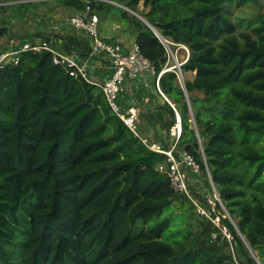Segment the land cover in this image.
Wrapping results in <instances>:
<instances>
[{
  "label": "trees",
  "instance_id": "obj_1",
  "mask_svg": "<svg viewBox=\"0 0 264 264\" xmlns=\"http://www.w3.org/2000/svg\"><path fill=\"white\" fill-rule=\"evenodd\" d=\"M110 1L90 5L102 18L116 9L114 19L131 25L174 106L165 101L155 120L168 132L175 108L178 148L193 156L208 186L209 178L214 183L238 259L253 263V252L264 260V6ZM42 2L0 0L5 37L19 40L9 29ZM59 2L73 12L85 6ZM140 4L146 22L121 7L136 12ZM156 32L189 49L181 69L194 76L184 80L185 92L174 71H163L167 53ZM36 34L53 36L35 32L23 40L34 42ZM59 37L67 53L89 58L88 39ZM72 70L44 50H23L17 62L0 66V264H227L226 239L212 238L217 227L158 169L165 155L129 131L97 83Z\"/></svg>",
  "mask_w": 264,
  "mask_h": 264
},
{
  "label": "built area",
  "instance_id": "obj_2",
  "mask_svg": "<svg viewBox=\"0 0 264 264\" xmlns=\"http://www.w3.org/2000/svg\"><path fill=\"white\" fill-rule=\"evenodd\" d=\"M85 6L81 11L74 12L69 17V23L71 27L79 32H82L90 42V55L103 56L109 62L111 68V74L109 77L99 84L104 97L111 109V111L125 124L131 133H133L139 140L150 150L165 155V160L158 165V169L165 171L170 180V184L175 191L185 195L190 203L193 205L197 214L210 220L218 229L217 232L212 233V238H215L217 234L221 238L226 239L229 244L231 252V259L227 264H264V260L258 259L253 252H250L254 259L253 263H245L238 259L235 249L233 235L230 229L224 225L221 221L222 216L230 219V216L225 212L221 215L217 202L222 206L221 200L218 197L214 183L209 178V187L212 190L210 193H203V197L199 198L192 192L189 187V175L188 171L194 177H198L200 174L199 165L194 160L193 156L187 151L178 148V140L181 135V121L178 112L175 110V121L169 127L167 133V140L165 141L167 146L163 145L155 140L150 139L146 135H142L139 131V109L136 105H129L126 108H122L119 103V93L123 89V85L126 80H133L144 76L147 72L154 75V67L150 61L145 58L138 50L137 44L134 42L128 51H123L120 45L104 40L99 31L100 16L99 13L92 8L90 2L92 0H84ZM108 1L110 0H98ZM264 6V0H259ZM158 39L163 44L167 53V62L163 71L172 70L175 72L176 80L179 85L184 88V75L181 69V65L186 62L189 57V49L185 44L174 43L170 39L158 36ZM23 50L31 51H48L52 55L54 63L61 64L67 68H72L78 73L80 77L91 81V75L88 70V66L85 61L76 60L70 53L58 50L54 45L52 39L40 40V41H26L20 46H14L3 49L0 47V66L3 64L17 62L18 55ZM178 50L182 51L183 60L178 61ZM170 57L175 61L174 64H170ZM169 64V65H168ZM159 75L155 78V87L160 96L167 101L172 107L173 104L164 95L158 84ZM94 83V82H93ZM187 102L189 103L188 98ZM208 173V172H207ZM209 175V173H208Z\"/></svg>",
  "mask_w": 264,
  "mask_h": 264
},
{
  "label": "crops",
  "instance_id": "obj_3",
  "mask_svg": "<svg viewBox=\"0 0 264 264\" xmlns=\"http://www.w3.org/2000/svg\"><path fill=\"white\" fill-rule=\"evenodd\" d=\"M74 13V12H73ZM72 13V14H73ZM100 16V14H99ZM111 15H105L103 18L100 16V23H99V31L101 37L112 43H117L120 45L123 51H128L134 41V34L132 32V29L130 28H122L121 24L117 21H114L112 18V21L110 20ZM66 30L59 34H52V41L53 45L60 51H65L62 47V42L59 36L61 35H76V36H82L86 39H88L82 32L74 30L69 21L67 22V28ZM41 32V31H40ZM129 32V35H126ZM43 34L45 32L42 31ZM56 35V36H55ZM4 36V35H3ZM0 36V47L2 46V37ZM126 37H132V40L127 39ZM24 38H20L19 40H11L10 44L7 46L9 49L14 46H20L23 44ZM43 40L39 35H35L34 41H40ZM89 41V39H88ZM89 46H90V42ZM4 47V46H3ZM66 52V51H65ZM76 60L78 61H85L89 73L92 77L97 79L98 83L100 84L102 81L106 80L109 75L111 74V68L109 66V62L105 59L103 56H97V55H90L87 59H82L78 57L74 53H70ZM189 73L188 79H192L194 76V72H187ZM154 82L155 77L153 74L147 72L144 76L133 79V80H126L123 89L119 93V103L122 106V108H126L129 105H136L139 109V131L142 135L148 136L150 139L158 141V142H165L167 140V131L160 122L155 120V114L157 110H161V107L164 105L165 100L158 94L154 89ZM151 115H154L152 118ZM193 178V180L196 178L191 175L189 177ZM197 183L198 185H201V181L199 179H196V181H193ZM200 191H204V189H201ZM204 193V192H203Z\"/></svg>",
  "mask_w": 264,
  "mask_h": 264
},
{
  "label": "rangeland",
  "instance_id": "obj_4",
  "mask_svg": "<svg viewBox=\"0 0 264 264\" xmlns=\"http://www.w3.org/2000/svg\"><path fill=\"white\" fill-rule=\"evenodd\" d=\"M43 1L42 5L39 6L37 9V14H35L33 17L29 18L28 21L25 22H18L16 24H13L11 28L9 29L11 32L12 39L14 38H24L25 35H29V33H35V32H45V34H59L62 31L64 32L67 28V22L69 20V17L72 15L73 11L62 6L59 0H36ZM127 8V7H126ZM144 11L142 4L138 6V11L136 13L141 16L139 12ZM111 18L114 19V17L118 16V10L112 9L110 12ZM26 19L28 17H25ZM110 20L112 21V19ZM117 22V21H116ZM122 25L121 27L126 29L130 28L132 29L130 24H127L125 22H120ZM129 35V32L126 34ZM130 36V35H129ZM129 40H132V37H126ZM2 46H8L10 44V39L5 37V35L2 37ZM178 61L183 60V54L181 50H178ZM175 61L172 57H170V64H174ZM184 79H188L189 73L183 72ZM154 89L157 93H159L155 87ZM205 176L200 172L199 176L196 177L194 180L193 178H190V185L193 188V191H195V194L202 195L203 192L210 193L212 195V190L210 187L206 184ZM196 179H199L201 181V185H198L197 183L193 182L196 181ZM201 189H204V191H200ZM178 202V201H176ZM177 204V203H176Z\"/></svg>",
  "mask_w": 264,
  "mask_h": 264
},
{
  "label": "water",
  "instance_id": "obj_5",
  "mask_svg": "<svg viewBox=\"0 0 264 264\" xmlns=\"http://www.w3.org/2000/svg\"><path fill=\"white\" fill-rule=\"evenodd\" d=\"M112 2H113V1H112ZM113 3L115 4V2H113ZM121 7H123L124 9L128 10L129 12H131L132 14H134L135 16H137L139 19H142L144 22H146V21L144 20V18H142L140 15H138L135 11H132V10H130V9L124 7V6H121ZM7 31H8L7 26H0V36L6 35ZM156 35H157V37H158V36H161V35H160L159 33H157V32H156ZM91 81L94 82V83H98L97 79H95L94 77H91ZM101 83H103V81H102ZM101 83H100V84H101ZM183 90H184V92H185V89H184V88H183Z\"/></svg>",
  "mask_w": 264,
  "mask_h": 264
}]
</instances>
